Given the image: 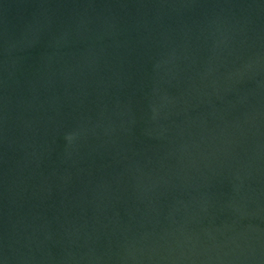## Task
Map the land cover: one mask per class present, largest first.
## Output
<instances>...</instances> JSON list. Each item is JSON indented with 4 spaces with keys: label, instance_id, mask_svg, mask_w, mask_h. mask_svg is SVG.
<instances>
[{
    "label": "water",
    "instance_id": "water-1",
    "mask_svg": "<svg viewBox=\"0 0 264 264\" xmlns=\"http://www.w3.org/2000/svg\"><path fill=\"white\" fill-rule=\"evenodd\" d=\"M0 264H264V0H0Z\"/></svg>",
    "mask_w": 264,
    "mask_h": 264
}]
</instances>
